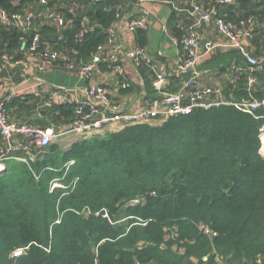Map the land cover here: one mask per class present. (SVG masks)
Instances as JSON below:
<instances>
[{
	"label": "trees",
	"instance_id": "obj_1",
	"mask_svg": "<svg viewBox=\"0 0 264 264\" xmlns=\"http://www.w3.org/2000/svg\"><path fill=\"white\" fill-rule=\"evenodd\" d=\"M36 1L0 3L15 13ZM73 2L83 8L73 10ZM236 5L239 16L255 15L264 25V0ZM57 8L67 28L43 26V39L56 44L64 35L65 46L78 48L85 59L106 41L117 14L116 0H63ZM85 14L94 27L78 43L75 34ZM229 17L238 16L231 11ZM25 36L22 41L16 28L0 25V49L20 56L32 37ZM263 38L264 31L257 44ZM137 39L145 46L146 32L139 30ZM257 76L254 95L262 98L264 69ZM146 88L150 92L147 80ZM230 91L237 101L248 98L247 74ZM28 101L34 110L42 99L30 95L15 102ZM75 110V104L44 107L47 118L37 121L65 129L75 121ZM258 113L264 115V109ZM263 122L234 105L196 108L69 146L53 142L36 149L29 163L7 161L0 170V264H206L205 256L208 264H221L219 255L228 264H264ZM55 179L64 187L52 189ZM138 196L144 203L131 205ZM201 223L217 235L202 234ZM17 250L21 254L15 256Z\"/></svg>",
	"mask_w": 264,
	"mask_h": 264
},
{
	"label": "built area",
	"instance_id": "obj_2",
	"mask_svg": "<svg viewBox=\"0 0 264 264\" xmlns=\"http://www.w3.org/2000/svg\"><path fill=\"white\" fill-rule=\"evenodd\" d=\"M106 1V0H94ZM148 0H134V3L144 8L140 16L132 15L128 21V28L133 32L146 31L150 26V11L144 7ZM237 0H219V4H234ZM259 2L260 0H254ZM54 2V3H53ZM63 0H37L28 4L24 11L12 13L0 3V25L16 28L21 32L20 40L25 35H31L28 45L24 44L20 56L3 52L0 49V73L9 67H21L28 59L35 61L36 71L42 74L50 68L63 69L75 72L82 80L88 82L85 87L74 88L55 86L50 87L61 94L62 99H45V90L41 91L44 81L38 77L37 85L33 88L34 96L42 99L37 104L38 110L52 105L75 104L76 118L68 128L61 129L51 123L44 126L38 122L22 121L12 117L10 106L23 96V90L15 86L6 89V82L0 79V170L6 168L9 160L29 163L37 157L36 149H42L53 142H58L63 136L76 135L79 138L92 136H105L111 131H118L128 125L138 123H152L154 120L165 121L170 117L189 113L196 108L208 109L212 106L223 104L234 105L237 108L252 114L256 119H263L259 114L264 109V97L257 98L254 95L257 74L264 69V51L261 56L253 54L252 46L258 34L259 19L255 15L242 16L238 19L230 18L228 13L218 5H205L198 0H190L191 20L187 24H179L182 31L174 36V42L180 47L177 58V73L181 76V82L175 90L168 89L170 83L169 70L147 52L145 46L137 44L131 49H125L117 38V28L124 15L125 0H116V20L111 27L106 29L107 39L93 50L88 59L82 57L76 47L65 46L67 43L64 35L58 37L60 43L52 44L43 39L42 27L53 25L60 29L67 28L64 13L57 8ZM83 8L82 4L73 2L72 9ZM174 10L185 11L187 8L173 3ZM189 10V9H187ZM94 27V22L89 15H83L80 29L75 34V41L83 43L88 32ZM205 27H215L219 32L217 40L201 39L200 31ZM217 49L237 50L245 64L233 66L232 83L238 84L241 76L247 74L249 97L240 101L232 96L225 97L224 88L207 83L212 75V70L202 67L206 57ZM122 54L139 70L146 67L153 77L154 95L147 97L142 103L127 108L126 105L111 97L106 87L95 81L96 76L102 71V66L112 69L119 78L121 89L130 87V78L121 62ZM140 81H142L140 77ZM47 91H49L47 89ZM82 94L83 97L79 98ZM259 139L261 142L260 153L264 156V122L260 128ZM73 164L74 161H71ZM52 189L64 187L55 179L51 182ZM144 197L138 196L131 200V205L143 204ZM90 214L91 210H86ZM97 212L96 215H100ZM104 216L111 220L107 211ZM140 222L144 220L138 217ZM61 222V219L58 220ZM147 222H144L146 224ZM199 229L202 234L213 239L217 233L205 223H201ZM21 254L17 250L14 255ZM219 257V256H218ZM261 258V257H260ZM208 264V256L203 257ZM219 261V258H217ZM261 261V260H260Z\"/></svg>",
	"mask_w": 264,
	"mask_h": 264
},
{
	"label": "crops",
	"instance_id": "obj_3",
	"mask_svg": "<svg viewBox=\"0 0 264 264\" xmlns=\"http://www.w3.org/2000/svg\"><path fill=\"white\" fill-rule=\"evenodd\" d=\"M189 1L190 0H148L144 4V7L150 11L151 19L149 29L145 31L147 35V44L145 47L150 56L161 62L169 70V90H175L182 79L177 73L176 66L180 47H178L174 42V36L180 35L182 32L178 27L179 24H187L191 20L190 9L187 7L189 6ZM173 3L189 10H174ZM218 6L223 11L227 12L228 15H231V11H235L238 17L233 19L241 17L238 14L241 10H239L236 3L228 5L218 4ZM227 6L232 7V10H228L229 12L224 10V7ZM143 11L144 8L138 7L134 3V0H125L123 11L124 15L122 22L117 28V38L126 50L135 47L139 43L137 39V32H133L128 28V21L132 15L140 16ZM262 31H264V25H262L259 21L258 34L256 36L257 40ZM157 35V40L154 41ZM200 35L203 41L217 40L219 32L215 27H205L200 31ZM252 51L256 56L262 55V52L264 51V38L261 39L260 44H257L255 39ZM237 59H240L241 62H237ZM121 62L130 78V87L128 89H121L119 86V78L114 74L111 68L104 65L102 66V71L97 74L95 81L102 83L112 98L123 102L127 108H130L142 103L147 97L154 95L153 77L149 71L146 70L145 66L139 68V70L135 69L123 54ZM235 64H245V62L240 53L233 49H217L209 54L202 64V67L212 70V75L207 79V83L223 87L225 97L227 98L229 96L233 97V93L230 91V85H237L232 83V68ZM38 77L44 81V85H42L39 90L46 91L44 94L46 93L48 95L45 96V99H62L61 94L55 92V90H51V93H49L50 87L55 88V86H64L80 88L88 85V82L82 80L75 72L63 69L50 68L47 72L38 74L36 71L35 61L31 59H28L21 67H9L2 70L0 73V79L6 82V89H8L9 86H15L19 90H23V96L21 99L30 95L34 96V92L32 91L37 85ZM140 77L142 81H140ZM146 80L150 82V92L146 88ZM47 89L49 91H47ZM2 96L3 92L0 93V98ZM82 97L83 95L80 94L79 98ZM30 103L31 101L24 104H18L17 102L13 103L10 106V113L12 117L17 120L29 122H38V119L45 120V114L40 113L37 105L34 110H30ZM76 138L79 139L77 136L70 137L69 135L61 137L60 140L64 142L66 141L65 143L63 142L64 144L62 145L69 146L77 140ZM60 140L58 142H60Z\"/></svg>",
	"mask_w": 264,
	"mask_h": 264
},
{
	"label": "rangeland",
	"instance_id": "obj_4",
	"mask_svg": "<svg viewBox=\"0 0 264 264\" xmlns=\"http://www.w3.org/2000/svg\"><path fill=\"white\" fill-rule=\"evenodd\" d=\"M157 37H158V35L156 36V38L154 39V41L157 40ZM46 118H47V117H46ZM48 119H50V118H48ZM160 122H161V120H154V121L152 122V124H159ZM75 136H76V135L73 134V135H71L70 137H75ZM77 137H78V136H77ZM80 138H81V137H80ZM76 139H78V138H76ZM71 140H72V139H71ZM63 142H64V141L60 140L59 143H60V144H64L66 141H65L64 143H63ZM133 217H134V216H130L129 218H133ZM123 220H125V219H123ZM123 220H122V221H123ZM183 251H184L183 248L180 249V252H183ZM218 258H219V262H220L221 264H228L227 260H226L222 255H219ZM260 260L263 261L262 258H260Z\"/></svg>",
	"mask_w": 264,
	"mask_h": 264
},
{
	"label": "water",
	"instance_id": "obj_5",
	"mask_svg": "<svg viewBox=\"0 0 264 264\" xmlns=\"http://www.w3.org/2000/svg\"><path fill=\"white\" fill-rule=\"evenodd\" d=\"M187 7H188L191 11L193 10L192 6L189 5V6H187Z\"/></svg>",
	"mask_w": 264,
	"mask_h": 264
}]
</instances>
